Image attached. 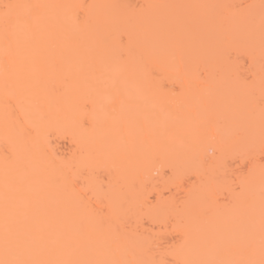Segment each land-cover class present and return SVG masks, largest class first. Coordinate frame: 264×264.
<instances>
[{
    "label": "bare ground",
    "instance_id": "6f19581e",
    "mask_svg": "<svg viewBox=\"0 0 264 264\" xmlns=\"http://www.w3.org/2000/svg\"><path fill=\"white\" fill-rule=\"evenodd\" d=\"M0 264H264V0H0Z\"/></svg>",
    "mask_w": 264,
    "mask_h": 264
}]
</instances>
